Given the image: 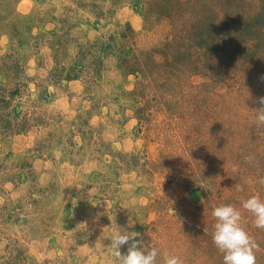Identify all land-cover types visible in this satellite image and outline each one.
I'll list each match as a JSON object with an SVG mask.
<instances>
[{
	"label": "rangeland",
	"instance_id": "374dc122",
	"mask_svg": "<svg viewBox=\"0 0 264 264\" xmlns=\"http://www.w3.org/2000/svg\"><path fill=\"white\" fill-rule=\"evenodd\" d=\"M262 75L264 0H0V264H118L129 216L157 264H223L222 204L264 264Z\"/></svg>",
	"mask_w": 264,
	"mask_h": 264
},
{
	"label": "clouds",
	"instance_id": "9594fccd",
	"mask_svg": "<svg viewBox=\"0 0 264 264\" xmlns=\"http://www.w3.org/2000/svg\"><path fill=\"white\" fill-rule=\"evenodd\" d=\"M264 82V75L260 77ZM260 107L254 109V118L258 126L264 125V96L258 98ZM250 161V157H245ZM264 185V178L259 181ZM203 187L202 185H200ZM237 191H243L244 187L236 185ZM242 208L253 217L252 224L255 228L264 230V201L259 196L253 195L241 202ZM215 218L212 242L220 253L223 254V264H256V252L259 245L248 234L242 225L241 212L231 204L215 206L211 212ZM136 221L132 216L128 218L127 227L119 228L110 238L112 255L118 264H157V257L161 255L155 245L146 244L140 237V233L129 231L134 228ZM127 246V252L122 254L121 248ZM163 264H184L177 255H170L167 251L162 254Z\"/></svg>",
	"mask_w": 264,
	"mask_h": 264
}]
</instances>
